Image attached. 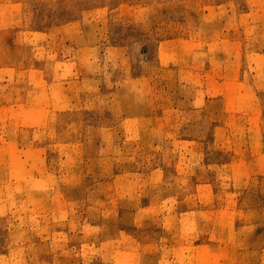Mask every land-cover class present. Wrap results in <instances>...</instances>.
Masks as SVG:
<instances>
[{"label": "rangeland", "instance_id": "obj_1", "mask_svg": "<svg viewBox=\"0 0 264 264\" xmlns=\"http://www.w3.org/2000/svg\"><path fill=\"white\" fill-rule=\"evenodd\" d=\"M0 264H264V0H0Z\"/></svg>", "mask_w": 264, "mask_h": 264}]
</instances>
